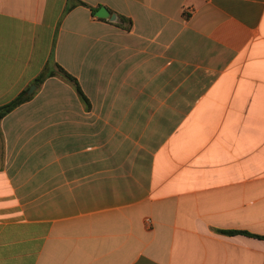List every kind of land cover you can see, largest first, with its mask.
<instances>
[{
    "label": "crops",
    "instance_id": "obj_1",
    "mask_svg": "<svg viewBox=\"0 0 264 264\" xmlns=\"http://www.w3.org/2000/svg\"><path fill=\"white\" fill-rule=\"evenodd\" d=\"M57 65L89 109L35 84ZM23 92L0 264H264V0H0V106Z\"/></svg>",
    "mask_w": 264,
    "mask_h": 264
},
{
    "label": "trees",
    "instance_id": "obj_2",
    "mask_svg": "<svg viewBox=\"0 0 264 264\" xmlns=\"http://www.w3.org/2000/svg\"><path fill=\"white\" fill-rule=\"evenodd\" d=\"M132 26V21L129 20V25L127 28H130ZM59 75L62 78H64L67 82L72 84L77 91L79 97L83 101V103L86 105V107L90 108V101L83 92L80 83L76 77L68 73L65 69H63L61 66L57 65V71H50L48 68H46L35 80V84L40 86L45 82V80L49 77ZM32 96H28L26 92L21 93L18 95L15 99L10 101L7 104H4L0 106V123L1 121L13 110H15L17 107L22 105L23 103L27 102ZM227 234H236V231H227ZM241 233V232H238ZM244 233V232H242Z\"/></svg>",
    "mask_w": 264,
    "mask_h": 264
},
{
    "label": "water",
    "instance_id": "obj_3",
    "mask_svg": "<svg viewBox=\"0 0 264 264\" xmlns=\"http://www.w3.org/2000/svg\"><path fill=\"white\" fill-rule=\"evenodd\" d=\"M97 16L100 18H111L112 21L116 20V15H112L109 10L105 7H102L99 9V11L97 12ZM36 89V85L32 86L29 91H28V95H31L35 92Z\"/></svg>",
    "mask_w": 264,
    "mask_h": 264
},
{
    "label": "rangeland",
    "instance_id": "obj_4",
    "mask_svg": "<svg viewBox=\"0 0 264 264\" xmlns=\"http://www.w3.org/2000/svg\"><path fill=\"white\" fill-rule=\"evenodd\" d=\"M76 148L80 149L81 147L80 146H77ZM78 149L73 148L71 150H78Z\"/></svg>",
    "mask_w": 264,
    "mask_h": 264
}]
</instances>
